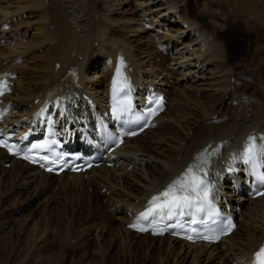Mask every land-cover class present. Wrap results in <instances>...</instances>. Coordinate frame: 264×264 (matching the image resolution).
Segmentation results:
<instances>
[{
	"label": "bare ground",
	"instance_id": "1",
	"mask_svg": "<svg viewBox=\"0 0 264 264\" xmlns=\"http://www.w3.org/2000/svg\"><path fill=\"white\" fill-rule=\"evenodd\" d=\"M140 1V5L131 8L129 0H0V81L7 79L10 84L8 93L0 100V108H9L5 116L0 115L1 127L15 131L22 125H31L44 114L48 105L63 109L64 102L76 107L70 110L73 124L83 114L90 115L92 99L99 110H105L110 103L109 79L117 65L118 52L129 62L128 70L134 71L131 75L138 88L162 91L169 99L168 111L157 120L155 129L127 140L111 155L113 167L104 165L85 174L56 177L13 160L0 149V185L5 190L7 187L5 194L0 193V205H6L5 208L1 206V217L10 212L27 213L36 206L30 211L31 215H22L20 224L25 228H21V235L25 236L29 232L26 228H31L39 215L47 217L43 216L46 201L42 203L41 200L54 201L53 191L57 189L55 195L70 198L76 205L92 197V208L96 209L93 211L103 206L105 212L107 209L114 214L110 226L90 220L84 237L86 241L82 244L83 259L93 251L100 260L118 254L124 260V255L128 256L130 249L135 248L132 244H137L159 255L160 264H251L254 253L264 242V197L251 200L235 195L233 181L243 177L231 155L242 151L253 135L264 143V69L234 73L235 68L227 65L231 58L229 48L216 35L215 23L207 21L212 31L204 23L202 25L200 18L187 12L182 0ZM245 3L246 0L236 1L240 11L246 12ZM200 14L206 16V12ZM27 15L31 20L24 26L35 32L36 45L22 49L27 31L19 34L20 19L24 20ZM219 17L225 22L224 15ZM156 21L164 25L159 24V31L152 32ZM164 30L170 33H162V37L156 34ZM254 31L251 33L255 34ZM153 47L157 51L153 52ZM159 50L165 56L162 60L170 58L174 66L158 69L153 65L149 72L147 68L154 64L155 53L159 57ZM14 52L17 55L13 56ZM30 52H44L43 62L31 81H19L20 70L26 68L23 61ZM169 72L170 75L182 72L177 79V91L171 89L165 76L160 80L161 75H169ZM77 78L79 86L73 87L71 80ZM181 99L190 104L184 105ZM224 105L227 106L225 113L221 110L217 113ZM185 107L190 112L184 111ZM58 120L64 123L66 116L59 114ZM206 148L209 153L215 148L214 167L224 169L219 177H214V167L211 171L219 196L235 209H242L237 230L217 245H188L174 238H154L128 229L136 213L175 181L195 154ZM228 168L234 172V177L225 173ZM222 180L224 183H220ZM108 215L112 218L111 213ZM105 221V217L101 219ZM39 223V232L33 229V235L38 236L33 250L47 248L52 240L51 231L45 233L46 230H42L44 222L39 220ZM12 233L11 225L0 222L1 239ZM94 240L98 242L97 250L90 247ZM87 264H92V259Z\"/></svg>",
	"mask_w": 264,
	"mask_h": 264
},
{
	"label": "rangeland",
	"instance_id": "2",
	"mask_svg": "<svg viewBox=\"0 0 264 264\" xmlns=\"http://www.w3.org/2000/svg\"><path fill=\"white\" fill-rule=\"evenodd\" d=\"M93 1H95V0H93ZM236 1L237 0H182V3L187 6V9H188L187 12L191 13L192 17L197 18L198 20L201 19L200 20V22H202L201 24L203 25V23H204V26L209 27L211 31L213 30L212 26L207 21H211L212 24L215 23V24H213V26H214V31H215L216 35L218 36V38H220L222 41H224L227 44V47L229 48L228 52H229V56L231 58H229L227 65L230 64L231 67L235 68V71H233L234 73L235 72L236 73H238V72L243 73V71L244 72H256L257 69L258 70L264 69V37H263L264 36V33H263L264 32V0L263 1L262 0H256V1L255 0H246V3L244 4V6H246V8H247L246 12L243 10L240 11L239 5L236 4ZM129 2L131 4V8L134 7V5L135 6L140 5V2L142 3V1H140V0H129ZM246 4H249L250 6H248ZM46 8H48V5H46ZM203 10H204V12H203ZM234 11H237V12H234ZM205 12H206V14H205L206 16L203 17L202 14H200V13L204 14ZM207 13H208V15H207ZM198 14H200V15H198ZM28 15L26 16V18L24 20L20 19V21H22V22L20 23L21 29L19 27V32H20L19 34L22 35V34H24L25 31H27V38L23 42V46L21 47L22 49L25 48V46L33 47L36 45V41L33 40V35L35 32L33 30L31 31V29H27L24 26L28 21L31 20L30 16H28ZM219 15H224V17H226L225 22H224V20H222L219 17ZM154 23L155 24L153 26L152 32L159 31V29H158L159 24L164 25V23L162 24V23L157 22V21ZM166 25H167L166 27H168V24H166ZM53 27L54 26L52 25L51 29H53ZM175 28H177V27H175ZM165 29H167V28H165ZM252 31H254L255 34H252L251 33ZM166 32L170 33V31L164 30L163 32H157L156 34L159 35V37H162L163 36L162 33H166ZM260 32H262V33H260ZM257 33H259V34H257ZM257 36H258V38H257ZM135 39L136 38H132V40H135ZM142 42H143V40L141 41V43ZM95 45H97V44H95ZM134 45H136V44H134ZM233 47L234 48L236 47V48L234 49ZM153 48H154L153 52L157 51L155 49V47H153ZM8 51H10V48ZM21 51H20V53H21ZM159 51L161 52V53L159 52V57H156V56H158V54L156 55V53H155V60H153L154 64L151 63L150 66H148V68H147L149 70V72H151L153 65L158 66V69L159 68L166 69V68H168V65L170 68L172 66H174L173 65L174 60L171 61V59L169 58L168 60L166 59L167 62L165 60H164L165 61L164 62L162 60V56L165 57L164 53H162V50H159ZM238 52H239V54H238ZM42 53L44 54V52H42ZM43 54H41L39 52H37V53L36 52H34V53L30 52L25 57L24 61L22 60L24 62V65L26 66V68L20 70V75L19 74H18L19 76L17 75L18 76L17 78H20L19 81H28V80L31 81L33 79L31 77L36 75V70L39 68L38 66H40L41 63L43 62ZM12 55L15 56L17 54L14 52V54L12 53ZM155 63H156V65H155ZM145 65H148V64H145ZM164 66L166 68H164ZM170 73L171 72L168 73L169 75H166V73L161 75L160 80L165 76V79L167 80L166 82L171 85V89L173 91H177L175 88V87H178V83H179L177 81V79L181 76L182 72H177V73L172 74V75H170ZM233 83H234V79H233ZM251 88H253V86H251ZM175 93H177V92H175ZM181 101L183 102L184 105L190 104L188 101H185V99H181ZM225 107H227V106L226 105L222 106L216 112L218 113L221 110V112L224 114L226 109H227ZM186 110H188V107H185L184 111H186ZM188 112H190V111L188 110ZM216 112L214 111V113H216ZM178 130L180 131V129H178ZM190 134H191V132H190ZM1 187L3 188V190ZM90 189H92V188H90ZM4 190H5V187L0 185V193L1 194L6 193L7 187H6V190L5 191ZM55 190H57V189H55ZM55 190L53 191L54 201L47 202V200H48L47 198L46 199L44 198L43 200H41L42 203H43V201H46L44 203L45 208L43 207V210H45V214H43V216L46 215L47 217L43 218L41 215H39L37 217V219H35L32 222L33 227L31 226V228H30V226H29V229L26 228L27 230H29L30 235H28L29 232L25 236L21 235L22 234L21 228H23V227H21L22 224H20V223H21V219L23 217L22 215H25L27 213H28V215H31V212H33L36 209V206H33L32 209L29 210V212H27V213H22L20 211L10 212V213L6 214L7 216L4 215L2 217L0 214L1 224L11 225L13 228V233L11 235H8V237L6 239L0 238V264H87V263H89V261L91 259H92V264H142V263L143 264H160L159 255H157V254L153 255V253H150L149 251H147L146 247H144L142 245H137V244L136 245L132 244L135 246V248L133 247V249H130L131 251L129 252V254L132 256H130L129 254H127L128 256L124 255L125 256L124 260H123V257L120 256L121 254H118V255L112 256V257H111V255H108L105 258V260L104 259L100 260L97 257V255H93V251L87 257V259H83L84 255H83V251H82V247H83L82 244L86 241V239L84 237H85V234L87 233L86 231L88 230V227L90 225V223H89L90 220H91V222L94 221V223L99 221L100 223H104L105 225L110 226V224L111 225L113 224L112 221H113L114 214L110 211H107V209L105 212V207H103V206L100 210L93 211L96 209L92 208L94 206L93 201H92L93 200L92 197H91L92 199L88 198V201L86 200L85 202L83 201L84 203H82L80 205H76L75 203H73V201L70 198H65L61 195H55L57 193V191L55 192ZM92 190L94 191V189H92ZM56 203H58V204H56ZM67 204H69V205L67 206ZM92 204H93V206H92ZM1 206L5 208L6 205H4V204L0 205V210H1L0 212H2V209H3ZM65 209H66V211H65ZM110 213L112 214V218H111V215H108ZM90 214L93 218L91 216H89ZM10 215L12 217H10ZM48 215H49V217H48ZM104 217H105L106 221L101 222V219L103 220ZM4 220H6V221H4ZM39 220H42V222H44L43 226H45V227H43V229L42 228L41 229L43 231L46 230L45 233H48L51 231V238H52V240L53 239L54 240L49 241L50 242L49 246H47V248L45 247L46 249L44 248V249H40V250H33V249H31L32 245H33L36 237H38L36 233H35V235H33V233L35 232V230H33V229L37 228V231L39 232V230H38V229H40ZM2 221H4V222L2 223ZM10 222H12V223H10ZM64 225H65V227H64ZM53 230H55L54 233H52ZM62 230H64V231H62ZM31 231H32V233H31ZM67 231H68V233L66 234L65 232H67ZM68 238H70V239H68ZM94 243H96V244H94ZM97 244H98V242L96 240H94V242L91 244L90 247L97 250L99 248V246ZM94 245L95 246L97 245V246L94 247ZM145 255H146V257H145ZM113 257H115V258H113Z\"/></svg>",
	"mask_w": 264,
	"mask_h": 264
},
{
	"label": "snow or ice",
	"instance_id": "3",
	"mask_svg": "<svg viewBox=\"0 0 264 264\" xmlns=\"http://www.w3.org/2000/svg\"><path fill=\"white\" fill-rule=\"evenodd\" d=\"M128 88L126 78L123 77V73L120 69H117L116 79L113 81V97L124 92ZM7 90L6 82L0 81V95H3L4 91ZM120 107H123L125 101H118ZM250 143L247 147L245 155L251 160L256 152L257 146L255 144V137L249 138ZM264 151V148L260 149ZM29 157H25L28 159ZM199 161L200 158L198 157ZM194 163L190 166L182 177L177 178L173 181L162 193L154 196L151 201V207L146 213L141 214V219H145L153 213H164L167 212L169 216L176 213V210H180V214H183L185 208H195L197 211L203 209L204 205H210L209 200V187L205 182V179L196 175L193 169L202 171L203 163ZM136 227V225H132ZM139 230L144 231L146 229L140 228ZM207 239V237H205ZM253 264H264V247H261L258 252L255 253V259Z\"/></svg>",
	"mask_w": 264,
	"mask_h": 264
}]
</instances>
